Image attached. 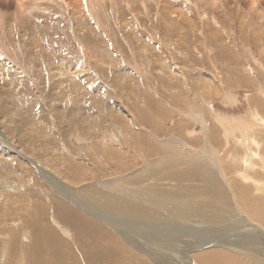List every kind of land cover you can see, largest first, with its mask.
<instances>
[{
	"label": "rangeland",
	"instance_id": "374dc122",
	"mask_svg": "<svg viewBox=\"0 0 264 264\" xmlns=\"http://www.w3.org/2000/svg\"><path fill=\"white\" fill-rule=\"evenodd\" d=\"M1 1V11H9L10 13L15 12L14 17L17 27L15 34L11 35L8 31L9 25H7L9 19L5 20L0 16V43L2 45L1 47H3V49H0V52H4V50L6 49L4 54L3 52L0 54V60L6 59V56H8V58H10L11 60H13L11 57H16V66L20 67L23 64L20 69H25L28 72L34 73L36 77V86L34 84L32 85V87H34L38 92L37 93L31 90L32 93L31 91H24V93V88L28 90V87H25L24 84H21L22 81H20L19 85L14 89L15 91L12 90L13 85L11 87L8 86V89L1 88L3 93L6 91V96L10 94H17V92L21 94L19 95L20 98H18L19 102H16L15 100H11L10 102L8 100V103L10 102V107L8 111H6L7 117L11 116L12 118L13 116L15 122L16 120L17 122L29 120L31 123V120H33L34 116H23L26 113V110L23 106H21V104L24 103V101H22V98H26L25 101H27L29 98H37L41 105V109H44V111H42V113L44 114L42 115L47 117V119L48 117H50V120H55L56 126L54 125V127H56L59 131V133H55V135L52 132L53 130H51L52 135H50L49 137V135L46 136L45 131L41 129L43 128V126H39L40 135H42L39 137L37 136L38 132L34 131L36 129L35 124L32 128L29 127V129L24 132L26 134H23V129H26V127H23L16 123L15 125L20 129L16 128L15 138L13 139L15 143H17L18 148L24 154L31 156L33 159L37 160L38 163L46 165L47 168L51 169L56 177H60L67 182L70 181L71 183H75L78 185L86 182L97 181L100 177L105 179L107 177L120 178L126 176L133 178L132 182H140L139 184L141 186H145L146 184L147 186L145 187L152 189L155 188L158 190L160 186H162L163 190L167 189V191H171L173 190L172 187L174 184L170 183L171 179H169L167 175H165L167 174V171L164 172V170H167V168H162L160 170H158V168L156 170H153L157 172L152 171L154 166L151 167V165L159 163L161 164L164 158H169L170 156H172L169 153H166L164 145L165 143L157 140L156 137L160 139L163 137H179L195 148H198V150L202 151L204 144L202 131L204 129V126L200 122H198L195 117L190 116L186 113V111L189 110L190 107H192L193 113H200L205 116V118H207V121L209 120L208 122L210 123V131H208L211 134L210 138L214 146L219 149L223 145H225L224 133L226 131V127L229 128V126L228 123H222V125L221 122L217 121L216 115L220 114L221 118L222 116L224 118L225 116L245 117L246 115V117L249 118L251 116L250 113L255 112L254 108H252L253 104L258 103L259 101L263 104V99L261 98L264 96L262 95L263 93L260 92L258 84L261 82V87H263L264 90V17H258L259 15L254 12L252 6L254 3L253 0H238V2L235 0H225L224 3L227 12L222 11L224 10L223 2V8L219 10L218 8L220 7L218 4H216L214 8L210 7V3L208 2V0H177V2L175 0H171L170 2L172 3V5L175 4V7L177 8L181 7L179 6L181 3H184L183 5L181 4L182 7L186 6L185 8H188L189 6V14L191 17L188 19L180 17V15L178 14L179 10H176V15L172 16V20L170 18L169 23L167 21V19L169 20V17H166L165 19L163 15L161 16L159 13V11L163 13L165 12V4H158L157 0H146V2L148 3L146 4V8L144 4L135 5L127 0H107L105 1V3L100 4L99 10L97 12L92 9V15L89 10H86L87 12H84L83 15L84 18L79 17V19L76 20L77 22H73L74 18H71L72 16L68 13V10L65 11L64 8L59 9L56 7V11L58 13L55 14L54 9H52L51 12L43 11L41 10L39 5L35 6V9H33L35 12L39 11L38 14H35V16L29 19L23 16L25 19H22V17L17 16V13H19L21 8L17 9L16 0ZM177 3L179 5H177ZM255 3L259 6V8H261L259 9V11H262L264 13V0H255ZM142 5H144V8ZM141 7L143 8V10ZM243 10L245 11L243 12ZM204 14L206 16H204ZM5 15H7V13ZM139 15L140 17H137ZM209 18L212 19V21ZM206 20L210 21V23H208V21ZM97 21H101V24L103 25L102 27H105V31L98 26ZM178 21L180 22V24L178 23ZM215 21L216 23L218 21L220 22L214 24ZM20 22H23L22 25ZM24 23L26 24L24 25ZM24 26L27 27L22 29ZM43 31L45 33L47 32V34H45ZM74 31L80 33L79 37L84 41V51L90 57L89 62L92 65L91 69L94 71L96 70L99 75L96 79L92 75H89L91 80L89 78L86 79L88 84L86 81H84V86L81 84L77 85L79 88L73 89L74 91L72 92V90L70 89L71 84L68 82H64L65 85L61 86V88L59 86L58 88L54 87L55 82L63 80V77L59 75L56 76V70L58 69L55 67H58L60 62L57 61L54 63L47 57L45 58L43 56H39V54L42 51H46L48 49V45L59 47L63 50V52L62 54L57 53L56 55L62 57L66 53V55H64L63 57H66L68 59H71V57H73L74 60H76V62L78 61L77 63L81 67H83L85 65L83 64L84 59H81L82 57L79 53V51L81 52L82 50L80 49L79 43L76 40ZM201 32H203V34ZM22 33H24V36ZM106 33L109 35L108 37L105 36ZM31 36H33L35 38L34 40H36L37 42H40V39H42L44 42L43 44H46V46L43 47L44 49L39 47V49L36 50L32 46H30V44L28 43L29 41H32L30 38ZM107 38L110 40L108 41ZM24 39H26L27 41ZM108 43H114L117 52H113L110 49ZM5 45L6 47H4ZM8 48L10 49L12 55L10 54ZM106 49L111 52V57L109 56V51H107ZM15 51L18 54L14 53ZM37 51L39 52V54ZM7 52L11 56L8 55ZM119 58H121L122 61L123 59L126 60L125 62H127V64H129L132 68L135 67L134 69H139L138 72L141 73L144 77V81L142 82L144 83L143 85H141L139 78L137 79L135 75L130 73L126 75L128 77L127 80H123L122 82V78L120 77L122 74V64ZM112 59L114 60L112 61ZM129 62L132 64H130ZM28 63H30L31 66L28 65ZM3 64H5V62H3ZM174 64L175 66L177 65L176 67H179L181 71L183 70L182 72L184 73L187 82L190 84V86H192L191 89H193L194 94H192V92H188L187 86H182L177 79L173 78V75L171 74L172 72H170V68L168 67H170L169 65ZM48 68H53V70L47 71ZM258 69L260 70V72ZM247 71L249 72V74ZM7 73V70H0L1 75H6ZM40 77L42 78V81L39 82L38 80ZM213 77H215L214 80L212 79ZM46 82H49L48 87ZM125 83H127L126 86ZM97 86L106 87V92L105 89L101 90V92L104 93L103 97L97 95L98 92L96 94H90L92 90ZM67 89H70V91H68ZM60 91L63 92V97H60ZM82 91L83 93H86L85 96L81 95ZM98 91L100 90L98 89ZM79 92L81 93L80 95ZM226 92L236 95V104H225L224 100ZM119 93H123L122 95L124 97H127L123 98V96ZM254 95L256 99L254 98ZM257 95L260 96L259 100ZM247 96L251 99L250 101H248V99L246 98ZM16 97L14 96V99L17 100ZM43 97L45 100L44 102L41 99ZM77 101H79V105L75 103ZM157 101H160L163 104L165 103L166 105L164 106H166L167 109H157V106H160ZM253 101H256V103H254ZM249 102L253 103L251 104ZM42 103H45V106H43ZM123 103L124 105L126 104V106H129V108L130 106L133 108V110L132 108L130 109L132 110V112H134V114L137 115L135 116L137 126H143L152 134H150L149 132H147L149 134L141 132L139 133V136H136L134 134L133 130L136 128L132 127L131 124L129 125L128 121L126 120V116H124L125 112H118V107H121L120 104L123 105ZM25 104L28 109L29 103L26 102ZM72 104L73 107L71 106ZM151 104L154 107L153 110ZM85 105H87L86 108L93 106L94 111L91 112L93 114L83 113L82 107H84ZM167 105H170V107ZM79 107L81 110H75ZM37 110L35 109L36 112H38ZM149 110L150 112H153L150 113ZM15 111L18 113H16ZM21 112L23 114L22 116L19 115V113ZM213 112H216L217 114ZM139 113H141L142 115ZM225 113L228 115H226ZM4 114L6 113L4 112ZM237 114H239L240 116ZM253 115L255 114L252 113V116ZM7 117H0V126L2 128L6 127L4 125V122H2L1 120ZM173 120L177 122L175 123ZM89 122H93L94 124L92 123L90 124L92 126H90ZM124 125L126 126V129ZM252 129L253 127L251 128V131ZM90 131L91 133H88ZM136 131L138 130L136 129ZM11 132L12 128H10L9 130V133L12 135ZM41 132L43 133L41 134ZM131 134H134V136ZM29 135L32 138H30ZM252 135L256 136V134H254L253 132ZM57 136L58 138H56ZM138 140L139 142L137 143ZM0 141L3 142L1 138ZM155 142H157L158 145L155 144ZM256 142L261 144L257 136ZM112 143L115 144V146H113ZM260 144H258V148L260 150L259 152L261 153V150L262 152L264 150V143L263 145ZM147 145H149V147ZM142 146L144 147V149H141L143 148ZM150 147L152 150L150 149ZM3 148L4 150L2 151ZM6 148L7 146L4 145V143L0 146V171L4 170L6 173H4V175L6 176L3 175L4 177H2L3 179L0 182V186L7 187L8 185H10L12 187L19 186V188L21 186V191L19 189V192H14L16 193V195H18L17 193H19V196H21L22 198L20 197V202L12 203L11 201L15 202V200L12 199L14 196H11L9 193L13 192H2V194L4 193V197L0 196V264H5L4 262L6 258H2V245L7 243L6 248H8L10 254L11 250H13L15 246L18 247L19 243L23 245V241H25L24 244L28 245L31 242V239H33L32 233L34 232L36 225H39L41 222L44 223L43 225H41V228H43L44 226V228L49 226V228L52 227L56 230H58L59 228H65L66 231H69L71 236L74 232L73 234H76L77 239L75 240V242L77 241V243H81L80 245L82 247L85 246V249H89V240L86 237L85 233V236L81 238L77 235L76 227H73L70 222L64 223L62 221L63 223L60 222V225L59 222L57 223L54 220H57L56 211L59 203L65 204V206H69L70 208H72L74 205V207L72 208L73 211L78 214L83 212L80 215L83 216L85 214L83 217L88 218L91 221L93 220V222H105L97 220V218L92 213L87 214L83 210H80L78 205L70 201L68 196L69 194L66 193V191L62 187L60 188L64 191H62V193L58 192L55 189L57 186L54 184V188L53 182L48 181L46 177L42 175L43 173H39L37 169L28 162L19 160L20 156H17L16 153H12L9 146L8 150H6ZM219 153L222 152L219 151ZM13 156L14 159H12ZM172 157L176 156L173 155ZM13 161L17 162L13 163ZM43 161L45 163H43ZM146 168H149L151 172H148V170L146 173ZM161 170L163 171V173ZM229 172L230 170H228L227 173ZM0 173H2V171ZM118 173L119 175H117ZM164 177L168 178L164 179L166 182L162 179ZM169 186L171 187V189ZM29 191L32 192L29 193ZM25 194L26 196H24ZM42 208H46V214L44 213L45 215H43L42 218L41 216H39L38 218L37 213L39 212V209L41 211ZM76 208L78 210H76ZM190 223H192V225ZM182 224L183 223H181L179 226L177 225L176 232L186 233L188 232V230L198 231V228L196 226L198 225L197 222H188L187 224L185 223V225L183 224L184 226ZM218 228L219 227H216V229ZM15 232L19 234H16ZM60 233L62 235V232ZM227 233L232 232L226 231L225 233H222V235L225 236L226 240H232L233 236H230L232 234ZM115 235L117 236L119 246L124 247L125 249H129L127 250L128 254L131 257L133 256L132 264H162L160 263V260H158L160 258L159 255H161L162 258L163 256L167 257V251H162L161 249L159 250V246L156 247V245H154L156 249L155 252L158 251L157 255L154 256L150 251L148 254V251L143 252L136 249L135 247H132L130 244L127 245L121 238V236L116 232ZM17 236L18 238H20H17V241H14V243L16 242V245L14 244V248L10 247L11 241L16 240L15 237ZM191 236L193 235L184 234V236L182 237H184L185 240L180 242L176 247L178 249V255L181 256V259L183 252L186 253L185 255H183L184 257L186 256V264H195V262L192 260L195 259L192 251H185L188 245L186 243L191 244L190 242H195L194 239L190 238ZM238 236L234 238H238L240 240L241 237L239 238ZM136 237L137 235H133L134 242L141 241L146 249L150 248L152 244L151 241L148 242L147 240L146 242V240H140L139 237L136 239ZM133 239L130 242H133ZM18 240L20 241L19 243ZM145 243L147 244V246ZM93 244L95 245L94 242L92 243V245ZM218 244L220 245L222 243ZM109 245L110 248H113V243L111 241L109 242ZM134 245L138 246L137 243H134ZM19 247L17 249H14V255H12V257H7V260L9 262H14L13 264H23L22 261H19ZM139 247L142 248L141 246ZM152 247L153 246H151V248ZM73 248H76L74 244ZM109 253L112 254L113 252L111 251ZM49 254L50 252L45 251L44 256L50 260L51 257L49 258ZM179 256L177 257L179 258ZM155 257H158V259H155ZM10 258H14L13 261L12 259L9 260ZM109 259L111 260L112 258ZM65 262L66 264H72L67 258L62 261L63 264ZM164 262H166V260H164Z\"/></svg>",
	"mask_w": 264,
	"mask_h": 264
},
{
	"label": "bare ground",
	"instance_id": "6f19581e",
	"mask_svg": "<svg viewBox=\"0 0 264 264\" xmlns=\"http://www.w3.org/2000/svg\"><path fill=\"white\" fill-rule=\"evenodd\" d=\"M105 1H107V0H16L17 9L21 8L20 11L18 10L19 13H17V16L22 17V19L24 18L23 16H25V18L29 19V18L35 16V14H38L39 11L35 12L33 9H35L34 8L35 6L39 5L41 10H43V11L51 12V10L54 9L55 14L58 13L56 11V7L59 9L64 8L65 11L68 10V13L72 16L71 18H74L73 22H77L76 20H78L79 17L84 18L83 15H84V12H87L86 10H89L91 15H92V9H94L97 12L99 10L100 4L105 3ZM111 1H115V0H111ZM127 1H130L135 5L136 4H140V5L144 4L145 8H146V4H148L146 2V0H127ZM170 1L171 0H157L158 4H162V3L165 4V6H164V9H165L164 13L165 14L163 12H160V11H159V13L161 16L163 15V17L165 19H166V17L167 18L169 17V20L167 19L168 23L170 22V18L172 20V16L176 15L175 14L176 10H179L178 14L180 15V17H184L187 19L191 17L189 14V12H190L189 6H188V8H185L186 6L182 7V5L184 3L182 4L181 2H179L182 5L181 4L179 5L177 3V5L181 6L180 8H177V7H175V4H173L174 5L173 6ZM175 1L177 2V0H175ZM178 1H182V0H178ZM224 1L225 0H208V2L210 3V7L214 8L215 5L218 4L220 7V8H218L219 10L224 7V10H222V11L227 12ZM235 1L238 2V0H235ZM253 1H254V3L252 6H253L254 12L259 15L258 17L263 18L264 13L262 11H259V9H261V8H259V6L256 5L255 0H253ZM222 2L224 3L223 7H222V4H223ZM144 5H142L143 8H144ZM152 7H153V5H152ZM143 8H142V10H143ZM158 8H160V7H158ZM227 8H229V7H227ZM162 11H163V9H162ZM244 11L245 10H243V12ZM135 12H137V11H135ZM243 12H241V13H243ZM6 13H7V15H5ZM9 13H10L9 11L3 12L0 10V16L2 18H4L5 20L9 19L8 23H7V25H9L8 31L11 35L12 34L14 35L16 32V27H17L16 23H15V17H14L15 12L10 13V14ZM191 13H192V11H191ZM196 13H198V12H196ZM226 14H229V13H226ZM165 15H167V16H165ZM224 15H225V13H224ZM192 16H194V15H192ZM204 16H206V15L204 14ZM137 17H140V15ZM194 17H196V16H194ZM227 17H229V16H227ZM164 18H162V19H164ZM239 18H241V17H239ZM195 19H197V18H195ZM30 20H29V22H30ZM47 20H48V18H47ZM210 20L212 21V19H210ZM206 21H208V20H206ZM219 22L220 21H218L217 23H219ZM22 23H21V25H22ZM26 23H24V25ZM178 23L180 24L179 21H178ZM208 23H210V21H208ZM217 23L215 21L214 24H217ZM97 24L101 29H103V30L105 29V27L104 28L102 27L103 25L101 24V21L100 22L97 21ZM153 26H155V25H153ZM194 26H196V25H194ZM26 27L27 26H24L22 29H24ZM30 27H31V25H30ZM194 28H196V27H194ZM259 28H261V27H259ZM79 31H81V30H79ZM216 31H217V29H216ZM25 32H27V31H25ZM107 33L105 35L106 37L109 36ZM201 33L203 34V32H201ZM20 34H21V32H20ZM22 34L24 36V33H22ZM45 34H47V32ZM74 34H75L77 42L79 43V47L82 50L81 52L79 51V53L81 54V57H82L81 59L82 60L84 59L83 64H85V65L83 67H81L77 63L78 61L76 62V60H74L73 57H71V59L63 57L64 55H66V53L62 57H60L59 55H56L57 53L62 54V52H63V50L60 49L59 47H53L51 45H48V49L46 50V48H45L46 51H42L40 54L37 51L39 56H43L45 58L47 57L50 61H52L54 63L57 61L60 62L59 66L55 67L58 69V70H56V76L59 75V76L63 77V80L55 82L54 87L58 88V86H59L61 88V86L65 85V83L68 82L71 84L70 89L72 90V92L74 91L73 89L79 88L77 85L81 84L84 86V81L87 82L86 79L87 78L90 79L89 75H92L95 79L98 78V75H99L98 72H96V70L94 71L91 69L92 65L89 62L90 57L84 51L85 50L84 44H83L84 41L82 38L80 39V37H79L80 33L74 31ZM258 34H260V33H258ZM36 35H37V32H36ZM253 36H255V35H253ZM30 38L32 41H29L28 44H30V46H32L36 50H38L39 47L44 49L43 47L46 46V44H43L44 42L42 39H40L41 40L40 42H37L36 40H34L35 38L33 36H31ZM24 40H26V39H24ZM107 40L109 41L110 39L107 38ZM67 43H68V41H67ZM108 44L110 46V49L113 52H117L114 43H108ZM145 45H143V46H145ZM1 46L2 45L0 43V49H3V47H1ZM4 47H6V45ZM5 50H4V52H5ZM8 50L10 52L9 48H8ZM106 50L109 51L108 49H106ZM16 51H18V50H16ZM16 51L14 53H17ZM58 51H60V52H58ZM2 52H0V54ZM4 52H3V54H4ZM7 54H8V52H7ZM10 54H11V52H10ZM10 54H8V55H10ZM144 55H145V53H144ZM29 56H30V54H29ZM109 56L111 57L110 51H109ZM11 58L13 60H11L10 58H8V56H6V59L0 60V70H7L8 71V73L6 75L0 74V117L1 116L7 117L6 111H8V109L10 107L9 103L11 102V100H15L16 102H19L18 98H20L19 95H21L20 93H18L16 91L17 94H10V95L6 96L5 89H4L5 92L4 93L2 92L3 88H7L8 86L11 87L13 85L12 90H14L19 85L20 81H22L21 84H24L25 87H28V90H26V88H24L23 92L24 91L29 92L31 90L37 92V90L34 87H32V85H34V84L36 86V77H35L34 73L28 72L25 69L24 70L20 69V67H22L23 64L21 66L19 65L20 67H18L15 65V63H16L15 58L16 57L15 58L11 57ZM113 60L114 59H112V61ZM119 60H121V58H119ZM126 60H124V59H123V61L121 60V64H122V68H121L122 72L121 73L122 74L120 77L122 78V82H123V80L124 81L127 80L128 77L126 75L128 73H130V74L135 75L137 77V79L139 78L141 85H143L144 83H142V82L144 81V77L141 73L138 72L139 69L136 70V69H134L135 67L132 68L129 64H127V62H125ZM3 62H5V64H3ZM132 63H133V61H132ZM132 63H130V64H132ZM17 64H19V63H17ZM134 64H135V62H134ZM28 65H30V63H28ZM169 66L170 67H168V68H170V72H172L171 74L173 75V78L177 79L178 82L182 86H187L188 92H192V94H194L193 89H191L192 86H190V84L187 82L186 77L184 76V73L182 72L183 70L181 71L179 67L178 68L176 67L177 65L175 66V64L169 65ZM259 69H260V67H259ZM34 70H35V67H34ZM52 70H53V68H48L47 71H52ZM140 71H141V69H140ZM259 72H260V70H259ZM261 72H262V70H261ZM248 74H249V72H248ZM124 77H125V79H124ZM212 79L214 80L215 77H213ZM38 81L39 82L42 81V78L40 77ZM89 83H90V81H89ZM260 83L258 84L259 90L261 93H263L262 95L264 96V90H263V87H261L262 85ZM46 84L48 87L49 82H46ZM87 84H88V82H87ZM126 85H127V83H125V86ZM87 86H90V85H87ZM97 87L95 89H93L90 94H96L98 92L97 95H100L103 97L104 93L101 92V90L105 89V92H106V87H103V86H99L98 88ZM127 88H128V86H127ZM70 89H67V90L70 91ZM98 89L100 91H98ZM148 89H150V88H148ZM32 91H31V93H32ZM59 94H60V97L61 96L63 97V95H64L62 91H60ZM80 94L81 93L79 92V95ZM85 94L86 93H83V91H82L81 95L85 96ZM122 94H120V95H122ZM171 95H173V94H171ZM259 95H257L258 100H259V97L261 96V95L260 96ZM14 96L15 97L17 96L16 97L17 100L14 99ZM23 97H25V96H23ZM125 97H127V96H125ZM125 97L123 96V98H125ZM246 98L248 99V101L251 100L250 98H248V96ZM254 98H255V95H254ZM41 99L43 102L45 101L44 97ZM261 99H263L262 100L263 104L260 101L258 103H256V101H258V100H256L255 102L253 101L254 103H256V104H253V107H252L255 110V112H252V113H254L255 115L252 116V113H250L251 116L249 118L246 117V115H245V117H242V116L241 117H234V116H231V117L227 116L226 117L225 116L224 118H223V116L221 118L220 114L216 115L217 118L216 117L215 118L217 121L221 122V124L222 123H225V124L228 123V126H229V128L226 127L225 133L223 132L224 133V139H225V145H223L219 149H217L214 146V144L210 138L211 134L209 133V131H210V125H209L210 123L208 122L209 120L207 121V118H205V116H203L200 113H198V114L196 112L193 113L192 107H190V109L187 110L186 113L190 116L195 117L198 120V122H200L204 126V129L202 131L203 132V139H204L202 151L198 150V148H195L194 146L190 145L189 143L185 142L184 140H182L179 137L178 138H164L163 137L161 139L156 137L157 140L165 143L164 144L165 149H166L165 151L167 154L169 153L172 156L173 155L176 156V157L170 156L169 158H164V160H162L161 164L159 163V164L151 165V167L154 166L152 171L156 170L158 168H159L158 170H160L162 168H167V170L166 169L164 170V172L167 171L166 172L167 174H165V175H167V177L169 179H171V181L170 180H168V181H170V183L174 184L172 187L173 190L170 191L168 189L169 191H167V189L163 190L162 186H160V188H162V189L159 188V190L155 189V188L152 189V188L145 187V186H147L146 184H145V186H141L139 184L140 182H132L133 178L126 177V176L120 177V178L107 177L105 179L100 177L97 181L86 182V183L78 184V185L75 183H71L70 181L67 182L66 180H63L60 177H56V175L51 171V169L47 168L46 165H44V164L42 165L41 163H38L37 160L33 159L31 156L24 154L18 148L17 143H15V141L13 139V138H15L16 128L20 129L15 125L16 123H18L19 125H21L23 127H26V129H23V134H26L24 132H26L29 129V127L32 128L34 126V124L36 126V129L34 131L38 132L37 136H39V137L42 136V135H40V130H39L40 127L39 126H43V128H41V129H43L45 131L46 136L49 135V137H50V135H52L51 130H53L52 132L54 134L59 133L57 128L54 127V125L56 126L55 120L54 121H53V119L50 120V117H48V119H47V117L42 115V114H44V113H42V111H44V109L43 108L41 109V105H40L37 98H29L27 101H25L26 98H22V101H24V103H22L21 106H23L25 108L26 113L23 115L21 112V113H19V115L20 116L30 115V117L34 116L33 120H31V123H30L29 120H24L22 122H17V120H16V122H15V120L13 119V116H12V118H11V116H9L5 119L3 118L1 121L4 122V125L6 128H2L0 126V138L3 141V142L0 141V146L4 143V145L7 146L6 150H8V146H9L12 153H16L17 156L18 155L20 156L19 160L26 161L29 164L33 165L39 173H41V174L43 173L42 175L44 177H46V179L48 181L53 182V186H54V184L57 186L56 188L54 186V188L58 192L62 193V191L65 190L66 193L69 194L68 196H69L70 201H72V203H75L76 205H78L80 210H83L87 214L92 213L97 218V220L103 221L105 223L93 222V220L91 221L90 219L83 217L85 214L83 216L80 215L83 212L80 214L76 213L75 211L72 210L74 205L72 208H70L69 206H65V204L59 203V206L57 207V211H56L57 220H61V219H63V220H61V221H57L56 219H54V220L57 223L59 222L60 225H61L60 222H62V221L64 223L70 222L71 225H73V227H76L77 235L80 236L81 238H83L86 234V237L89 240L88 245L90 248L85 249V246L82 247L80 245L81 243H77V241L75 242V240H77V239H76V234H73L74 232L72 233V236H71L69 231H66L65 228H59L58 230H56L55 228L53 229L52 227L49 228V226H47L46 228H44L45 226L43 228H41V225L44 224L43 222H41L42 224L38 223L40 226L36 225L35 230L32 233L33 239H31V242L28 241V242H30L28 245L24 244L25 241H23V245H21L19 243L20 241L18 240V243H19L18 247L20 245V247H19V249H20L19 259L20 260L19 261H22L23 264H63L62 261L67 258V259H69V261L72 264H132L133 256L131 257L128 254V251H127V250H129L128 248L125 249L124 247L119 246L117 236L115 235V232H116L117 234H119L121 236V238L124 240V242L127 245L130 244L132 247H135L136 249L141 250L143 252L148 251V254L150 251L154 256L157 255L158 251L155 252L156 249H155L154 245H156V247L159 246V250L161 249L162 251H167V253H166L167 257L163 256V258H162L161 255H159L160 256L159 259H158V257H155V259L160 260V263H162V264H174L175 262H176L175 264H186V262H187L185 259L186 256L185 257L183 256L186 253L183 252L182 259H181V256L178 255V249L176 248L180 242L185 240L184 237H182V236H184V234L193 235L190 238L195 240V242L194 241L190 242L191 244L186 243L188 245H187V249L185 250L188 252L190 250L192 251V254L194 255V258H195L192 260L195 262V264H264V150H263V152L261 150V153H260L259 152L260 150L258 148L259 147L258 144H260V143L256 142V136H257V138L261 142V144L263 145V143H264V97H262ZM8 100L10 101L9 103H8ZM26 102L29 103L28 109H27L26 104H25ZM157 102H158V104H160V106H157V109H161V110L162 109L165 110V108L167 109V107L164 106V105H166L165 103L163 104L160 101H157ZM224 102L227 105L228 104H230V105L236 104L237 103L236 95H233L231 93L226 92ZM75 103H77L79 105V101H77ZM146 103H144V104H146ZM249 103H251V102H249ZM42 104H43V106H45V103H42ZM71 106L73 107V104ZM86 106L87 105L82 107V111L84 114H89V113L94 111L93 106H90L87 108H86ZM120 106L121 107H118V112H122V111L125 112L124 116H126V118H127L126 120L128 121L129 125L131 124L132 127L136 128L138 130V131H136V129H134L135 131L133 130V132L136 136H139V133H141V132L145 133V134H149V133L152 134L148 129H145L143 126L142 127L137 126L136 118H135V116H137V115L134 114V112H132L133 108L131 106H130V108H132V110L129 108V106H126V104L124 105V103H123V105L120 104ZM167 106L170 107V105H167ZM149 107H150V105H149ZM151 107H153L152 104H151ZM57 108H58V106H57ZM35 109L36 110L39 109V110H37L38 112H36ZM153 109H154V107L152 108V110ZM75 110H81V109L79 107ZM4 112L6 114H4ZM149 112H150V110H149ZM152 112L153 111H151L150 113H152ZM216 112H213V113H216ZM250 112H251V110H250ZM16 113H18V112H16ZM91 114H93V113H91ZM139 114H141V113H139ZM226 115H228V114H226ZM237 115H239V114H237ZM101 116H103V115H101ZM120 117H121V115H120ZM46 119H47V121H46ZM89 119H91V118H89ZM216 120H214V121H216ZM50 122H51V125H50ZM48 123H49V125H48ZM92 123L93 122H91V123L89 122V125ZM90 126H92V125H90ZM252 127H253V129L251 131ZM10 128H12V132H11L12 135L9 133ZM125 129H126V126H125ZM129 130H131V129H129ZM199 131H201V130H199ZM147 132H149V133H147ZM252 132L254 134H256V136L252 135ZM42 133L43 132H41V134ZM88 133H91V131ZM129 133H130V131H129ZM134 134H131V135L134 136ZM199 135H201V134H199ZM58 136L56 138H58ZM29 137L32 138L30 135H29ZM137 138H139V137H137ZM100 139H101V136H100ZM32 140H34V139H32ZM110 141H112V140H110ZM115 142H117V141H115ZM138 142H139V140L137 141V143ZM140 143H141V141H140ZM155 144H157V142H155ZM112 145L115 146V144H113V143H112ZM147 146L149 147V145H147ZM223 147H224V149H223ZM141 149H144V147ZM150 149H151V147H150ZM3 150H4V148L2 149V151ZM219 151L222 153H219ZM8 157H10V156H8ZM12 159H14V156L12 157ZM144 161H145V159H144ZM15 162H17V161H13V163H15ZM0 163H1V161H0ZM43 163H45V162L43 161ZM148 170H149V168L148 169L146 168V173ZM228 170H230V172H231V173L229 172L230 174L227 173ZM1 171H2V173H0V182L3 179L2 177L6 176V175H4L5 171L4 170H1ZM148 172H151V171L149 170ZM153 172H157V171H153ZM44 173H45V175H44ZM162 173H163V171H162ZM117 175H119V173ZM161 175H160V178H161ZM137 176H134V177H137ZM167 177H164L162 179L164 180ZM129 182H131V183H129ZM131 184H134V185H131ZM60 187H62L64 190H61ZM154 187H156V186H154ZM20 188H21V186H20ZM20 188H19V186L12 187L10 185H8L7 187L6 186H4V187L0 186V196L4 195V193L2 194V192L10 191L13 193H9V194L11 196H14L12 199L15 200V202L14 201H11V202L12 203L20 202V199L22 197L19 196V193H17L18 195H16V193H15V192H19L18 190ZM170 189H171V187H170ZM21 190L22 189H20V191ZM30 192H32V191H29V193ZM24 196H26V194ZM0 201H1V199H0ZM26 201H27V199H26ZM71 206H72V204H71ZM77 208H76V210L79 209V208L78 209ZM45 210H46V208H42L41 211L39 209V212L37 213L38 218H39V216H41V218H42V216L46 214ZM47 214H50V213H47ZM94 221H95V219H94ZM188 222H197L198 225H196V226L198 228L197 229L198 231L188 230V232H186V233L185 232H183V233L176 232L177 225L179 226L181 223H183L185 225V223L187 224ZM190 224L192 225V223H190ZM50 226H51V224H50ZM77 226H78V228H77ZM70 227H72V226H70ZM216 227H219V228L216 229ZM226 231L232 232V233H227V234H232V235H230V236H233L232 240H226L225 236L222 235V233H225ZM60 232H62V235ZM15 233L19 234L17 232H15ZM133 235H137L136 239L139 237L140 240L141 239L146 240V242H147V240H148V242L151 241L152 242L151 246H153V247L151 248V246L149 245L150 248L146 249L145 246L143 245V243H141V241L140 242H134ZM88 236L91 237L92 240ZM237 236L239 238L241 237V239L239 240L238 238H234ZM32 237H29V238H32ZM15 238H16V240L11 241V244H10V247H12V248H14V244L16 245V242L14 243V241H17L18 236ZM21 239H22V237H21ZM132 239H133V242H130ZM110 241L113 243V248H110V245H109ZM93 242L95 243L96 246L94 244L92 245ZM72 243L75 245L76 248H73ZM134 243H137L138 246L134 245ZM215 243H217V244H215ZM218 243H222V244L219 245ZM159 244H161V245H159ZM6 246H7V243L2 245V247H3L2 248V250H3L2 251V258L6 257L5 262H4L5 264H13L14 262L13 263L9 262L7 260V257H9V256L12 257V255H14L13 251L17 246H15V248L13 250H11V254H10L8 248H6ZM139 246H141L142 248H140ZM146 246H147V244H146ZM86 248H87V246H86ZM92 249H94V250H92ZM45 251L50 252V254H49L50 255L49 258L51 257L50 260L44 256ZM111 251L113 252L112 254L109 253ZM177 256H179V258ZM109 258H112V259L110 260ZM11 259L12 258H10L9 260H11ZM13 259H12V261H13ZM164 260H166V262H164ZM64 264H66V262ZM139 264H141V263H139Z\"/></svg>",
	"mask_w": 264,
	"mask_h": 264
}]
</instances>
